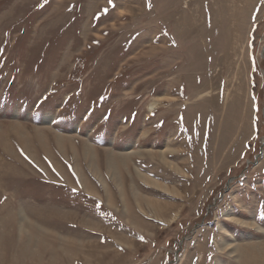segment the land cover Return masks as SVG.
<instances>
[{
    "label": "rangeland",
    "instance_id": "1",
    "mask_svg": "<svg viewBox=\"0 0 264 264\" xmlns=\"http://www.w3.org/2000/svg\"><path fill=\"white\" fill-rule=\"evenodd\" d=\"M0 264H264V0H0Z\"/></svg>",
    "mask_w": 264,
    "mask_h": 264
},
{
    "label": "bare ground",
    "instance_id": "2",
    "mask_svg": "<svg viewBox=\"0 0 264 264\" xmlns=\"http://www.w3.org/2000/svg\"><path fill=\"white\" fill-rule=\"evenodd\" d=\"M151 107H152V106H151ZM151 109H152V108H151ZM125 158H126V157L123 156V157L117 158V160L119 159L120 162H122V161H125ZM108 162H109V161H108ZM109 168H113V166H112V160H110V162H109ZM113 169H114V168H113ZM23 217H24V216H23ZM38 230H39V229H38ZM46 239H47V238H46ZM240 246H241V245H240ZM242 247H243V246H242ZM253 248L255 249L254 246H249L247 249L253 251V250H254ZM232 249H233L234 251H239V252H242L243 250H244V251L247 250L246 248H239L238 246H233ZM239 252H238V253H239ZM243 254H244V253H243ZM236 255H237V254H236Z\"/></svg>",
    "mask_w": 264,
    "mask_h": 264
},
{
    "label": "snow or ice",
    "instance_id": "3",
    "mask_svg": "<svg viewBox=\"0 0 264 264\" xmlns=\"http://www.w3.org/2000/svg\"><path fill=\"white\" fill-rule=\"evenodd\" d=\"M112 2V0H109V3H111Z\"/></svg>",
    "mask_w": 264,
    "mask_h": 264
}]
</instances>
